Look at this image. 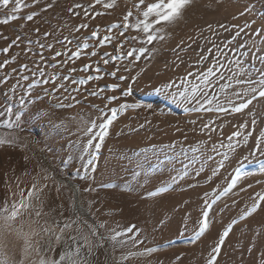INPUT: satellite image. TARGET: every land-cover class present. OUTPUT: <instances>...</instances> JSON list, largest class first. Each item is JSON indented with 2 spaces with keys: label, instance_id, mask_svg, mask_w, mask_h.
<instances>
[{
  "label": "rangeland",
  "instance_id": "obj_1",
  "mask_svg": "<svg viewBox=\"0 0 264 264\" xmlns=\"http://www.w3.org/2000/svg\"><path fill=\"white\" fill-rule=\"evenodd\" d=\"M117 1L120 4V6L116 10V14L120 15L122 17L119 18L120 20H118V19L113 20V21H110V23L109 22L108 23H103V22L97 23L96 22L97 21L96 19L98 17H99L98 19H104L105 18L104 20H107L109 18V17H107L109 15V12L108 11L105 12L102 4H95V0H74L72 2V4L68 3L66 0H57V1L56 0H38L39 3L38 2L33 3V0H28V1L26 0V3L29 5L30 8L27 7L24 9L23 6H21V10H19L18 12L8 13V14L16 15L18 17V20L16 19L13 22L10 21L8 24H0L1 25L0 28L8 27L7 28L8 30H6L7 33L3 34L1 37L2 40L0 38V49L7 47L13 40L16 39L17 36H19L20 39L9 50L8 54L4 53V52H0V63H2L5 59L11 60V57L16 56V54L19 56L17 57L18 59H16L14 62L12 61L14 64H12V62H11L4 69H0L1 70L0 74H3V73L9 74V72H10V74H12V73H14V72H12V69H14V68L17 69V72H16L17 74L24 73L26 70L22 69L20 66L27 64L25 57L34 58L37 60V58L40 57V54H43L44 57L46 56L45 58L52 60L55 53L59 50L57 47L58 44H55V43H59V46H61V44L63 42L61 52L65 53L66 55H62L61 58L64 56H67V55L69 56L71 54L70 51L71 52H72V50L75 51L77 48V45L78 44L82 45L83 43L81 41L84 40V43H85L87 39H88L87 43L90 45V47L87 49H82V56H80L79 59H77L75 57L72 58L74 61L71 64L76 65L77 71L72 73V72H69L67 70L66 74H65V72H62L59 69L60 64L55 62L54 64L52 63L54 70L51 69V71H50V69H49V73H51V74L56 73V74L51 75V77L54 76L56 78L57 77L59 78L60 76L63 77V76L67 75L69 77H74V78H76V77L86 78L88 75H95V73L91 72V71H89V72L80 71V69H81L82 65H84V63L88 64V63H92V62H98L100 64V66L102 67V69H104L105 72H111L112 70H114L115 66L121 65V64L128 66L130 68V71L125 72V71H123V69H121V71L118 73V75H124V76L128 77V79H126L125 81H119L117 78L105 75L104 78L101 80L89 81L87 83L88 86H86L87 84H85L83 86L80 85L81 87H84V88L86 87V89L92 87L93 85H95V86L99 85L98 88L103 87L105 89V91L101 94V96H97V97H92V96L89 97L88 96L89 91L85 95H83L81 91H80V93L77 92L76 94H74V97H76V100H80L79 104L76 103V100H73L71 98V96L73 97V94L70 93L71 96H68V100L71 103V105L74 106V107L72 106L71 108L66 107L63 109H58V108L53 106V105H56V103H58V102L63 103L62 97L65 96L63 94V92H61L62 94L60 93L61 97H60V95L58 96L57 93H54L50 97H44L43 98L44 100L41 99L42 101L41 100L37 101V103L34 106L35 108H33V110H35L36 108L43 109L48 113L47 117L43 120H40V121H37L35 118H33V120L31 119V122L29 121L30 122L29 126H31V127H29L28 125H27L28 126L27 127L26 122H25V125L22 126L21 128L9 129L5 126H0V136L9 138L13 141L12 144L0 146V152H1V149L5 148L9 145L10 146L16 145V147H18L21 150V152L24 154L23 158L24 157L26 158L24 160V162H25L24 168H26V166H25L26 164L27 165L29 164L27 166V168L29 169V171L27 172L28 173L27 178H26V169H25L23 171V175L25 174L24 180L22 182L15 183V184H26V188L33 185V184H36L38 187L41 185V187H39V188L42 189V192H41V200L43 201L42 211L44 213H48V215L42 216L41 218H38L39 219V225H42L44 227H48V226H50L51 221L53 219H60L59 213L62 211V209L58 208V207H60L61 205L59 204V202H57V199H56L55 195H53L52 192L54 191L55 188L60 190V191H66L69 193L67 205H68V209L70 210L71 214H72V210L75 209L82 216V219L88 221V223H90V224L100 225V224L104 223L103 224V225H105L104 230H103V228H100V229H98V232H99V235L101 237H103V239H104V247L101 248V250L106 254V256L108 258V262L110 264H117V262H120V264H135L133 262V260L120 261L116 247L113 248V242H110L108 239V237L110 235L106 234L108 232V230L115 229L117 231H122L123 229L127 228L128 226L135 225L136 228L139 229L138 232L135 231L134 233H131L128 235H133V234L138 233L137 235H138L139 239H141L142 237L144 238L143 240L142 239L140 240L143 243L144 242L145 243L146 242L152 243V242L158 241L160 239V235L166 236V237L170 236V235L175 237L177 235L180 237L183 234L184 235L185 234H193L194 231H192V233H191V229H190L191 221H194L195 219L199 218V222H198V226H199L200 222L203 218L202 214L204 213V211H207V213H208V211L210 210V212H211V209L214 208V205L216 206L219 203L216 206V207H218L221 205L222 201H223L222 204L224 205L229 200L234 199L240 195L239 191H235L237 189L236 186L234 188H232L231 191L224 193V189L228 187L229 183L231 182V179L235 176L237 168H239L241 165H244L241 170H242V172L244 170H246V172H243L246 175H242L240 180L244 179L243 177L247 176L248 174L261 173L262 172L260 165L262 162H264V156H262L261 150L257 149L256 144H257V137H259L260 132L264 130V120H262L258 123L256 122L255 125L252 124L253 119L249 122H247V120H245V118L248 117V109H251L254 106V104L258 103V100H261L262 98H258L257 100L253 101V103L249 106V108H247V110L245 109L240 113H234L231 111V108L233 105H236V104H239L242 102L241 99L237 98L234 95V93L237 91H240V89H242L244 87H247L246 85H243V86L237 85L235 83V79L231 78L233 76L234 72L236 71V65L231 63V61H234L237 58V56L231 52H229V54H228L227 50H225L224 47L226 48V45L232 46L234 44L235 40L231 44L228 43V41L231 39H229L227 41V43L225 42L226 45L222 47L224 50H222L219 54V56L221 55L220 58L214 60V61L218 60L219 64L223 65V67H219L218 71H217L218 65H216L214 63V61L209 62L207 64V66L201 65V66H194L193 67V66L185 65L184 60L182 59V61H181V58H179V56H181L187 52L188 46L190 45V44H188V40H187L188 37H187V39L185 37V32L187 30H189V26L191 25V21H193V17L194 18L196 16L201 17V14L203 15V13H205V12L210 13V14L215 13L226 0H194V2L191 4V6H189L187 8V10L185 11L182 19L178 20L173 25L166 26L165 32L163 33L165 36L163 41L155 40L150 45L149 44H143L142 41L144 40V37H143L142 33H137L134 30L133 31L130 30L131 32L127 31V32H125L124 36H120L119 30L114 29V30H112V32L109 33V35H112L114 37L116 36L115 37L116 40L114 39V42H112L110 44L106 43L103 47L94 48L93 46L98 44V39H92L91 36H89V35H91L90 32L94 31V29H96L97 26H99V29L102 26H105V27H102L103 30H102V28L100 30V36H101V33L103 34V32L105 30H107L108 26L111 25L112 23H121L122 24L123 15L126 14L128 10H132L134 15L137 11L134 6L136 3H138V0H127V1L126 0H117ZM133 1H135V2L133 3ZM10 3L12 4L11 6L14 7L13 0H10ZM132 3H133V5H132ZM49 4L52 5L51 8L46 7ZM76 4H80V5H82V7L78 8V9L74 8L72 13L68 12V8L73 7V5H76ZM89 5H94V7L90 8ZM129 5H130V8H129ZM255 5L256 6L262 5V1H256ZM85 10L88 11V15L86 17L84 15ZM103 10H104V15H102V16H96L95 15V13L103 12ZM19 12L22 14V16ZM32 12L37 13V15L35 16L36 18L34 17L32 21L28 22L26 20V16ZM77 12L79 13V15L75 14ZM119 12H121V13H119ZM4 14L5 13H3V16H5ZM8 14H6V16ZM93 15L96 17V19L92 18V17H94ZM6 16L1 18V19L6 18ZM88 19H90L92 22H90V20H88ZM44 21L46 23H44ZM85 23L86 24L89 23L87 29L82 28V29H80V31H78L79 34L77 32H76V35L73 34V33H75L74 29L76 26H78V24L81 25V24H85ZM100 24H102V25H100ZM17 25L19 26L18 28H17ZM10 28H12V29H10ZM36 29H39V31H36ZM84 29L87 32H85ZM192 29H194V28H192ZM196 29L198 30V28H195L194 32L197 31ZM8 31L11 33H9ZM17 32H18V34H16ZM45 32L50 33V35L44 36ZM56 34H58V35H56ZM83 34H84V36H83ZM107 34H108V32H107ZM107 34L105 31V33L103 35H107ZM4 35H5V37H8V38L4 39L3 38ZM129 35H131V36H129ZM82 36H83V38H82ZM132 36H136L138 40L132 41V43L128 44L127 38H130ZM194 36H195L194 37L195 39L198 38L197 33H195ZM65 37H68V39L70 41H74V43L71 42L72 46H70V47L68 46V44L71 45V43H69L67 40H65L64 39ZM6 40H7V42H5ZM46 41H47V43H46ZM51 41H53V42H51ZM121 41H125L126 46L121 48L120 52L117 53L116 46H117V44L119 45L121 43ZM181 42H183V43H181ZM2 44H3V46H2ZM41 44L45 45V47L41 48L40 47ZM49 44H51V45L54 44L51 49L47 47V45H49ZM64 45H67L68 48ZM178 45H179V47H177ZM220 46L221 45H219V47ZM30 47H32L31 48L32 51L35 49L34 52H31V54H29L30 53L29 50H31V49H28ZM65 47H66L67 51H69L68 53H70V54L67 53ZM139 47H147L148 49L150 48L149 54L145 53L144 56L139 61H135L134 65L129 64V61H131L133 58L128 57L125 60H117V61L111 62L110 63L111 65L109 64L107 66H104L103 61L101 60V57H100V56H102L101 55L102 53L103 54L105 53L104 50H107L106 51L107 53H111L113 55H119V54L126 53L128 50H131L132 48H139ZM153 49H155V51H152ZM64 50H65V52H64ZM93 50L97 51V55H95V57L90 55V53ZM59 52H60V50H59ZM84 52L85 53L87 52V54H85ZM89 55H90V58H89ZM24 58H25V60H24ZM87 59L89 60L88 63L86 62ZM173 59H174V62H173ZM175 59H176V61H175ZM17 60L20 62H18ZM240 60H241V63H244L243 59H240ZM79 61L80 62L82 61V62L77 65V62H79ZM163 62H165V64ZM175 62H176V64H174ZM55 64L57 65L58 69L55 66ZM27 65H29V63ZM180 66L182 67V69ZM209 67L213 68V71L217 72L216 76L209 77V79L211 81L210 85L205 84L203 82V77L200 75L201 73L205 72L207 70V68H209ZM3 70H5V71H3ZM57 70L59 72H57ZM53 71H55V72H53ZM189 72L193 73V75L189 76L188 75ZM149 73L150 74L152 73L153 75L152 74L150 75ZM156 73H160V74H156ZM220 74H223L225 79L220 80L219 76H218ZM62 77H60V79ZM132 77H136V79L133 80ZM151 77L152 78L154 77V78L152 79ZM243 77L244 76L241 75V76L236 77V79H243ZM155 78H156V80H155ZM143 80L147 81V82L144 83ZM111 82L113 84H119V88L116 89L115 91L107 89L106 85H109ZM169 82H171L173 84V87L169 88V89H164L162 86L169 83ZM225 84L230 85V87L222 88V85H225ZM193 86H199L197 89V92L195 93V99H185V96H190ZM129 88L131 89V94L128 95L127 97L121 96V92L123 90L129 89ZM157 88H161V91H159V92L155 91V89H157ZM97 89H92V90H97ZM92 90L90 89V92ZM73 93H75V92H73ZM114 93L118 94L116 96L120 97V99L117 100V102L113 101V102L109 103L108 108H110V107L112 108L113 106L115 107L116 105H117L116 107H118V105L120 103H125L127 100L130 103L128 101L126 103L131 104L132 102L134 103V101H137V100H139V98L142 97L140 99L141 100L140 104L145 105L144 107L146 109L144 107H141L139 109L129 108L126 111L118 113V117H117L118 119H116L113 122V124L111 125V128H109L110 130L108 131V136L105 138V140L102 144L103 146H101V147H103L102 148V154L105 153V148H106L105 145H107V141H108L107 139H109L111 134H112V127H113L114 123L118 120H122L123 118L127 117L128 115H131V114H133V115L129 117L132 120L128 119L131 122L127 120L125 125L122 124V126L119 127L117 134L113 138L114 141L112 142V146H111V148H113V151L111 148L108 150L107 160H106L105 165L107 166L109 164L108 167L110 166V168H111L110 172L111 173H109L108 177L112 176V178L110 179L108 177H104L105 174L102 175L101 178L100 177L98 178V176L96 175L97 179L95 178V180L98 183V185H97V187H94V186L90 187L92 189H95V191H86V189L82 187L80 182L75 180V178L73 176V172H74L73 168L75 167L74 166L75 164L73 163L72 159H69L70 158L69 156H71L72 152H75L76 150L78 151L79 147H74L72 145V142L73 141L79 142L78 138H80V136H82L81 134L82 133L84 134L85 130L91 126V121L94 119H97V117L101 116V113L97 109L92 108L91 104H97L100 107L102 106L101 108H104V105L107 103L106 97L111 96V95H115ZM180 93H184V96H181ZM205 94L207 95V99H205V96H204ZM43 95L44 94L42 93L41 96H43ZM136 96H138L139 98L138 99L135 98ZM65 97H67V96H65ZM84 97H87L86 102L84 100ZM122 97L126 98V100L124 101V99ZM60 98H62V100ZM248 98H250V97H245V99H248ZM132 99H134V100L132 101ZM226 99H231L233 101V104L230 105V104L226 103ZM95 100H98L99 102L101 100L102 101L100 103H98ZM197 100H199L200 104H203V106H204L200 111H194L193 110L194 108L200 106L199 104H197ZM139 101H137V102H139ZM208 101H211V103H209ZM147 104L148 105L151 104L152 107H150V108L147 107L146 106ZM220 106L224 107L225 109H228V111H226V112L216 111V109ZM108 108H106V110L104 108L105 117L109 113ZM208 108H211L213 110L207 111L206 109H208ZM94 109L96 111L95 116L93 115ZM75 114L77 116H75ZM110 114H108V115H110ZM80 115H81V117H80ZM90 115H92L93 117ZM189 116H191V117H189ZM218 116H221V117H218ZM222 117H223V120H221ZM90 119H92V120H90ZM188 119H191V120H188ZM98 121L100 122V120H97V123H99ZM61 122H63L65 127L62 128L60 131H56L55 128L53 127V125L59 124ZM225 122L227 125L225 124ZM236 123H237V126H235ZM74 124H76V125H74ZM241 124H247V127L241 129L239 127V125H241ZM205 125H207V127H205ZM42 130H44V131H42ZM50 130H51V132H50ZM93 131L95 132V129H93ZM96 131H99V129L98 130L96 129ZM235 131H241L242 135L240 137H233V139L231 141H229L228 137L231 136L232 133ZM40 132H42V134H43V132H46V134L48 132H50L48 134L50 135L52 140L49 138V140L47 141V143H49L48 145H44V143L41 139L42 134ZM94 132H93V134H94ZM248 132H252L253 135L248 137L247 143H244L243 142L244 136H246ZM85 136L86 135L82 136V141H80L81 144H86L87 140L90 138V136H88V135H87V137H85ZM141 136H143V137H141ZM83 139H85V142ZM237 141H239V143H237ZM50 142H52V143H50ZM230 144H232L234 147H229ZM49 146L51 149L49 148ZM261 148L264 149V145H262ZM79 149H81V148H79ZM71 150H72V152H71ZM62 152H64V153H62ZM69 153H70V155H69ZM75 153H77V152H75ZM74 154H72V155L74 156ZM256 155H257V159L260 158V159H258V161L261 160V158H262V161L258 162L255 159ZM103 156L104 155H102V157ZM252 156H254L255 158L253 157V159H252L251 158ZM133 158H134V160H133ZM247 159L253 160L254 162L249 160L250 161V163H249V161ZM68 160H69V163H67ZM244 160H245V162H244ZM246 160H247V162H246ZM70 161H72V162H70ZM158 161L159 162H166L167 164L169 163L172 166V171L173 170L176 171V172L173 171L174 175H173V178L171 181L172 186L170 185L171 189H168L167 187H165L166 186L165 181H162V180L156 181L155 179H152V178H151L152 180L150 179L149 182L147 181L148 183L145 182L146 184H140V185H142L143 190H145L146 188H147V190H146V192H143V194H142L143 197H141L142 201L140 202L141 207H140V205L138 206V212H137V214H135V216H137V217L134 216L132 218L131 215L126 213L124 206H122V203H120L119 193L122 192V193L127 194V195L129 194V192L131 193V190L125 189V188L123 189V188H121V185H120L121 190H120V188H117V187H119L118 186L119 181L123 182V181H121L122 173L125 172L124 174H126V172H127L128 176L131 175L129 173H132V176L128 177V179L134 178V176H135L136 178H134V179L137 183V181L140 182L142 177L146 176V174L149 175L155 166H158V164H159ZM140 162H141V164H140ZM70 163L72 165L71 169L69 167ZM235 163H237V166ZM68 164H69V166H67ZM232 164H234V165H232ZM2 165H3L2 164V158H1V154H0V183H1V185H0V195H1L0 196V198H1L0 203H3L6 199L8 201H11V199L14 196L17 199H20V195H16V194H18L17 190L14 191V190H12V188H10L12 190L11 191L12 193H11L10 189H7V186H6L7 182H6V179L4 178L5 173L2 170L3 169ZM140 165L143 169L140 167ZM230 167L232 168V170ZM234 167H236V168H234ZM115 168H116V171H115ZM225 169H226V172H229V173L231 172V173L226 174V172L224 171ZM228 169H230V170H228ZM135 172L138 174H136ZM178 172H180L181 175ZM177 173L179 175H176ZM116 175L118 177H116ZM126 177H127V174H126ZM104 178H108V179L105 180ZM137 178H140V180ZM218 178H220V179H218ZM27 179L28 180L30 179L29 180L30 182L29 181L26 182ZM1 180H3V181H1ZM97 180H99V181H97ZM115 180H117V181H115ZM179 180H180V183H179ZM101 181H103V182H101ZM41 182L42 183L44 182V183L42 184ZM110 182H112V183L108 184ZM71 183L73 184L74 187H72ZM101 183H106V184H101ZM113 183H115V184H113ZM173 183H174V185H173ZM222 183H223V185H222ZM3 186H4V189H3ZM98 186H100V187H98ZM164 187L168 189L167 190L168 193L174 194L173 200L175 203H177V205L174 206V208L176 207L177 209L176 210L173 209L175 216H174V214L172 217L168 216V215H161L162 216V217L160 216L161 219L160 218L158 219L157 217H153V213L154 212L157 213L158 210H160L161 202L159 203L158 200H160L164 195L168 194L167 191H161L160 190L161 188H164ZM262 187L263 188H261L259 190L260 192L255 191L252 195L248 196L249 198L246 197V199H245L243 197L244 199H242V198L239 199L238 201H236V204L233 203V204L227 205L225 208L226 214H222L220 216L221 220L227 221V224L223 228V231L220 232V236H222L226 230L228 231V236L225 239L226 241L224 242V245L222 246L220 253L217 254L218 259L216 260V264L217 263L219 264L223 254H224V249H226L225 247L227 246V243L231 239V236L233 235L237 226L239 227L240 223L244 224L245 222H248L249 220H251V218L253 219L258 213H261L264 210V207H263L264 201H260L259 196L257 195V194H264V184L262 185ZM176 188H177V190H176ZM203 188H205V189H203ZM3 191H4V193H1ZM261 191H262V193H261ZM18 192L20 193L19 189H18ZM97 192H98V194H97ZM8 193H11L13 197L11 198L10 197L11 195ZM14 193H16V194L13 195ZM150 193H154V195H150ZM191 193H192V195H191ZM230 194H231V196L229 197ZM254 194H256V195H254ZM189 195L192 197L191 199L189 198ZM194 195H195V197H194ZM199 195H200V199H202V201L199 199ZM185 196L188 198L185 199ZM209 196H210V198H209ZM15 197L13 198V200L16 199ZM182 197H184L183 200H182ZM207 198H208V200H207ZM212 198H214V200H212ZM180 199H181V201H180ZM194 199L196 201L198 200L197 203L201 207H199L198 205H194L195 207L197 206V208L195 210H192L195 207L194 206L189 207V205L191 204V202ZM210 199H211V201H210ZM253 202L254 203L259 202L261 208L258 207L255 212H252L253 214L251 213V217H250V215H248L244 219H241V216L252 207V205L254 204ZM95 203H97V204H95ZM199 203H201V204H199ZM261 203H262V205H261ZM208 205H211V207H208ZM231 205H233V206H231ZM245 205H246V207H245ZM229 206H230V208H229ZM240 206H241V209H240ZM198 207H199V209H198ZM227 207H228V211H227ZM189 208H192V209H189ZM238 208H239V211L237 210ZM201 209H202V212H201ZM93 210L96 212L94 213ZM186 210H187V212H186ZM151 211H152V213H151ZM234 211L238 212V213H235ZM196 212L198 215L196 214ZM240 213H242V214L240 215ZM180 214H181V216H179ZM102 215H103V219L101 222V220H99L98 217L99 216L101 217ZM25 216L26 217H24V221H26L28 219V216L27 215H25ZM178 216L180 217L181 222L178 220L179 219ZM197 216H199V217H197ZM217 216H218L217 212L216 211L213 212V218H212V219H214L213 222L215 221ZM149 217H150V219H149ZM182 217H183V220H182ZM104 218H106V219H104ZM73 219H75V216H73ZM46 220L48 221L47 224L45 223ZM130 221H132V222H130ZM213 222H212V224H213ZM229 222H230V224H229ZM34 227L37 228V225L34 224ZM249 227H250L249 229L247 227V228L241 229L239 231V233L237 234V236L233 240V241H235V242H233L235 246L233 244H231L232 247L227 252V255L225 254L226 257L224 256L225 258L223 260H221V262L222 261L223 262L222 263L220 262V264H223V263L224 264H233V263L234 264H238V263L239 264H264V262H263L264 261V232H263L264 231V219H261V221L259 220V222L258 221L254 222V224L249 225ZM261 227H262V229H261ZM23 230L26 231V225H25V228ZM37 230H39V229H37ZM176 230H178V231H176ZM142 233H144L143 236H142ZM207 233H209V232H207ZM259 233H260V236H259ZM145 234H147L146 235L147 237L144 236ZM41 235H44V234L41 233ZM239 235L243 236V238ZM190 236L192 237V235H190ZM220 236H218V237H220ZM191 237L189 239H191ZM206 237H207V234H204L203 237L201 236L202 239L200 238L195 242L193 241V243L191 242V243H189V245H186V246L189 248H192L196 242H197L196 244H198L199 240L202 241ZM38 239H39V237H38ZM7 240L10 242L9 246L6 249L0 248V253L6 255V257H8V255H9V257L12 258L16 255V254H14L15 252H13V249H15V246H16V250L21 249L22 247L20 248V246H23V239L19 238L14 233V234H12V237H11V235H9L7 237ZM180 240H183V239H180ZM216 242L217 243L219 242V238H218V240L216 239ZM190 244H192V245H190ZM172 247H177V245L173 244L171 247L162 249L161 251H155L154 253L150 254V257L151 256L156 257L158 255H161L162 252H168V250H169V252H172L171 251ZM213 247H215V246H213ZM247 251H248V253H247ZM209 252L206 253L205 257L202 255V252L198 254L199 255L198 257L196 256V254L194 252L177 253V254H172V255H168V256L163 255V256H160L159 258H157L156 260H154L153 263L154 264H207L208 260L210 259V256L213 255L212 252H210V253ZM240 252H242V254ZM20 256H21V254H20ZM9 257H8V259H10ZM192 257H193V259H192ZM196 258H197V260H195ZM133 259H138V258H133ZM202 259H203V261H202ZM229 262H231V263H229ZM153 263L150 262L149 264H153ZM33 264H38V262L33 263Z\"/></svg>",
  "mask_w": 264,
  "mask_h": 264
},
{
  "label": "snow or ice",
  "instance_id": "obj_2",
  "mask_svg": "<svg viewBox=\"0 0 264 264\" xmlns=\"http://www.w3.org/2000/svg\"><path fill=\"white\" fill-rule=\"evenodd\" d=\"M38 2V0H33V3ZM117 0H95V4H102L105 9H112L115 7ZM194 0H138V3L135 4V9L137 10L135 15L132 10H128L125 15H123V22L121 23H112L108 26L107 32H112V30H119L120 36H124L125 32L129 30H134L137 33H142L144 36L143 44H152L155 40L163 41L165 36V28L166 26H170L175 24L178 20L183 18V15L187 8L191 6ZM0 5L7 8L10 5V0H0ZM21 6L24 8L29 7L26 3V0H15L14 7L11 8V12L15 13L21 9ZM48 8H51L52 5H47ZM82 5L76 4L73 7L68 8V12L72 13L74 8H81ZM89 7H94V5H89ZM79 15V13H75ZM37 15V13L32 12L26 16L27 21H32L33 18ZM84 15H88V11H84ZM104 15L103 12L96 13V16ZM95 18V17H93ZM18 19L16 15L9 14L6 18L0 19V24H8L10 21H15ZM88 24H81L75 27L74 31H80L82 28H87ZM223 27V25H221ZM209 28L211 26L209 25ZM39 31V29H36ZM243 29L237 31L236 36H239ZM50 33L45 32L44 36H49ZM2 36V34H0ZM7 39V37H3ZM92 39H98V44L93 46L94 48L103 47L106 43H112L115 39L112 35H104L100 36V29L97 26L96 30L91 32ZM236 37H233L228 41L231 44ZM20 39L19 36L15 40H13L7 47L0 49V52L8 53L9 50L17 43ZM69 43L72 41L68 40V37L64 38ZM87 39V38H86ZM137 40L136 36H132L127 38V43L130 44L132 41ZM183 43V42H181ZM126 46L125 41H121L119 45L116 46L117 53L120 52V49ZM41 48H44L45 45L41 44ZM48 48H52V45H47ZM90 45L85 42L82 45L78 44L75 51H72L68 56V60L57 61V63L67 64L69 60H72L73 57L79 59L82 55V49L89 48ZM179 47V45L177 46ZM246 44H242L239 46L240 51L236 49H232L233 52H236L237 58L231 63L236 65V71L234 72L232 79H235V83L237 85H247L234 93V95L241 99V103L233 105L231 111L234 113H240L243 110L249 108V106L253 103V101L258 98H264V74L260 76L259 79L253 80L251 76L248 75V71L242 66L240 57L245 55L243 49L246 48ZM30 51V50H29ZM152 51H155L153 49ZM210 51V50H209ZM149 49L147 47H139L132 48L128 50L126 53L113 55L111 53L105 52L101 56V60L103 61V65L107 66L111 62L117 60H124L128 57H132L133 59L129 61V64L134 65L135 61H139L145 53H148ZM65 53H61L57 51L53 57L55 60L56 57H60ZM90 55H97V51L93 50ZM206 56H201L200 59H207ZM16 60V56L11 57V60L5 59L2 63H0V69H4L7 65H9L12 61ZM40 60H44L43 54H40ZM216 65H218L217 71L219 67H223V65L219 64V61H214ZM95 65V66H94ZM22 69L27 70L28 65H21ZM123 69V71L128 72L130 68L126 65H117L114 70L111 72H105L104 69L100 66L98 62H92L88 64H84L80 71L84 72H94L95 75H88L86 78H80L79 80L71 79L69 76H63L62 79L65 81L71 80L72 85H85L89 81L93 80H101L105 75L117 78L119 81H125L128 77L124 75H118V73ZM39 71L40 80H32L29 82L24 88V86L20 85L19 81L16 84L12 85L10 92L13 94L17 93V89H23V94L19 96L17 103L19 104L18 108H15L11 104L0 105V126H5L9 129L12 128H21L22 121H30L35 118L37 121L43 120L47 117L48 113L43 110L36 108L33 110L37 101L43 99L44 97H50L53 93H57L61 89L67 92L68 89L63 84H56V77L44 78V69L37 68ZM76 68L69 69V72H76ZM12 72H17V69H12ZM35 75V73H33ZM189 76L193 75V73L189 72ZM203 77V82L205 84L210 85L211 81L209 77L216 76L217 72L213 71V68L209 67L207 70L200 74ZM245 76L243 79H236L238 76ZM9 77L6 75L3 79L7 80ZM24 81H28L29 77L27 75L22 76ZM133 80L136 77H132ZM219 79H225L223 74L219 75ZM53 83V87L51 91L48 88L43 89V96L36 95L33 98V89L38 85H48L49 83ZM254 85V86H253ZM164 89H169L173 87L171 82L162 86ZM199 86H193L191 90L190 96H185V99H195V93L197 92ZM230 87V85H222V88ZM107 89L115 91L119 88V84H109L106 85ZM73 92H79V87H73ZM105 91L104 88H98L97 90L89 92V96L97 97L100 96ZM155 91H161V88L155 89ZM131 94V89H126L121 92V96H128ZM181 96H184V93H180ZM27 97V99H26ZM245 97H250L245 99ZM73 100H76V97H72ZM120 97L116 95L107 96L106 100L108 103L104 105V108H108V104L119 100ZM205 99H207V95L205 94ZM85 102L87 101V97H84ZM211 103V101H208ZM76 103L79 104L80 101L76 100ZM226 103L232 105L233 101L231 99H226ZM197 104L199 107L194 108V111H200L204 106L200 104L199 100H197ZM58 109H63L66 107H72L71 104H64L58 102L54 105ZM145 105H141L140 103H121L118 107L108 108V111L111 113L105 117L104 108H100L97 104H92L91 107L97 109L101 116L97 117L91 121V126L88 127L85 131V135L90 136L87 140L86 144H81L78 141H73L72 145L74 147H79L81 150H87L91 148H95L97 151L101 148L105 138L108 135V130L113 124V122L117 119L118 113L126 111L127 109H139L144 107ZM147 107H151V105H147ZM207 111H212L213 109L208 108ZM216 111L226 112L228 109L220 106L216 109ZM97 120H100V123H97ZM252 124L255 125L256 121L253 119ZM56 131H60L65 127L63 122L53 125ZM207 127V125H205ZM241 129L246 128L247 124L239 125ZM93 129H99L93 134ZM79 131V130H78ZM242 135L241 131H235L231 136L228 137V140L231 141L233 137H240ZM253 135L252 132H248L246 136H244V143H247V139L249 136ZM95 141V143H94ZM13 141L9 138L0 136V146L12 144ZM239 143V141H237ZM264 145V131L260 132L259 137H257V149L261 150V154L264 155V149L261 146ZM229 147H234L232 144ZM91 163V161L89 162ZM241 165L236 169L235 176L231 179L228 187L224 189V193L231 191L240 180L242 175L245 173L242 172ZM85 174L87 173V167H84ZM261 171L264 172V162L261 163ZM46 178V177H45ZM86 178V175L82 177V179ZM251 187V185L249 186ZM161 191H167V188H161ZM86 191H95V189L89 188ZM41 192L42 189L39 188L36 184H33L31 188L27 191V195H24L23 190L20 192V199L8 201L7 199L0 203V248H7L9 246V241L7 237L13 233H15L19 238L23 239V246L21 249V258L18 261H10L6 255L0 253V264H25L26 261L30 262V257L32 253H36L38 256L40 253H52L55 252L56 256L53 257L51 255L40 256L38 260V264H99L98 261V250L104 247V239L99 235L98 229L104 228L105 225H94L88 223V221L83 220L82 216L75 210H72V215L68 217H64L63 210L59 213L60 219H53L51 221L50 226L44 227L39 225V219L42 216H47L48 213H44L42 211V203L41 200ZM15 195V194H14ZM150 195H154V193H150ZM259 196L260 201H264V194H257ZM63 209V205L60 206ZM211 207V205H208ZM260 207L259 202H256L252 205V207L246 211L241 219H244L246 216L251 215L252 212H255L257 208ZM27 215L31 219V223H29V231L25 232L24 229V216ZM75 216V219H73ZM19 221V223H18ZM36 224L37 228H33L31 224ZM47 224L48 221L46 220ZM208 228V213L205 211L203 213V218L200 222L199 231L196 233V236L199 237L204 234V232ZM39 229V230H37ZM86 229V230H85ZM112 234L108 237L110 242H113V248L115 247H123L127 241L124 239H119L120 237L126 236L128 234L134 233L138 231L135 225L128 226L122 231L110 230ZM43 233L44 235H41ZM74 233V234H73ZM228 236V231L226 230L222 236L219 238V242L213 248V255L208 260L207 264H216L217 254L220 253L221 248L225 242V238ZM33 237H39L33 242ZM128 239L131 240L134 244L140 243V241L136 240L133 236L128 235ZM145 251L151 252L154 249H146ZM140 255V253L129 252L127 255H121L120 261H127L130 257ZM120 264V262H117Z\"/></svg>",
  "mask_w": 264,
  "mask_h": 264
},
{
  "label": "bare ground",
  "instance_id": "obj_3",
  "mask_svg": "<svg viewBox=\"0 0 264 264\" xmlns=\"http://www.w3.org/2000/svg\"><path fill=\"white\" fill-rule=\"evenodd\" d=\"M28 1V0H27ZM57 1V0H56ZM68 3H71L72 4V2L74 1V0H66ZM127 1V0H126ZM256 1H262V5H259V6H256L255 5V2ZM13 2L15 3V0H13ZM52 2V1H51ZM65 2V1H64ZM120 2V1H119ZM135 1H133V3H134ZM137 2V1H136ZM148 2H151V0H149ZM13 3V4H14ZM31 3V2H30ZM39 3V2H38ZM133 3H132V5H133ZM259 4V3H258ZM12 4L10 3V5L7 7V8H5L4 6H2V5H0V19L1 18H3V17H5L6 16V14H8V13H11V7H13V6H11ZM122 5V4H121ZM126 5V4H125ZM131 5V4H130ZM130 5H129V8H130ZM131 5V6H132ZM37 6V5H36ZM45 6V5H44ZM69 6V5H68ZM119 6H120V4L118 3V1L116 2V5H115V7L114 8H112V9H105L104 7V10H105V12L106 11H108L109 12V15L107 16V17H109L107 20H104V19H96V17H95V19L97 20H95L97 23H100V22H103V23H110V21H113V20H120L119 18H121L122 16H120V15H117L116 14V10L119 8ZM127 6V5H126ZM47 7V6H46ZM64 7V6H63ZM62 7V8H63ZM85 7V6H84ZM128 7V6H127ZM24 8V7H23ZM30 8V7H29ZM87 8V7H86ZM25 9V8H24ZM35 9V8H34ZM40 9V8H39ZM127 9V8H126ZM125 9V10H126ZM134 9V8H133ZM21 10V9H20ZM38 10V9H37ZM41 10V9H40ZM100 10V9H99ZM104 10H103V13H104ZM135 10V9H134ZM67 11V10H66ZM21 12V11H20ZM19 12V13H20ZM40 12V11H39ZM47 12V11H46ZM107 12V13H108ZM3 13H5L4 15L5 16H3ZM90 13V12H89ZM119 13H121V12H119ZM21 14V13H20ZM25 14V13H24ZM27 14V13H26ZM9 15V14H8ZM40 15V14H39ZM45 15V14H44ZM95 15H96V13H95ZM125 15V14H124ZM200 15V14H199ZM21 16H22V14H21ZM100 16H102V15H100ZM7 17V16H6ZM39 17V16H38ZM51 17V16H50ZM86 17V16H85ZM105 17V16H104ZM36 18V17H35ZM93 18V17H92ZM102 18V17H101ZM94 19V18H93ZM123 19V18H122ZM18 20V19H17ZM88 20H90V19H88ZM94 21V20H93ZM122 21V20H121ZM13 22V21H12ZM29 22V21H28ZM90 22H92L91 20H90ZM35 23V22H34ZM44 23H46L45 21H44ZM43 23V24H44ZM18 24V23H17ZM42 24V23H41ZM64 24V23H63ZM89 24V23H88ZM15 25V24H14ZM79 25V24H78ZM99 25V24H98ZM100 25H102V24H100ZM109 25V24H108ZM209 25L211 26V28H209ZM221 25H223V27H221ZM1 26V25H0ZM33 26V25H32ZM49 26V25H48ZM47 26V27H48ZM64 26V25H63ZM192 26V27H191ZM19 26L17 25V28H18ZM101 27V26H100ZM102 27H105V26H102ZM101 27V28H102ZM8 27H2V28H0V34H5V33H7V31L6 30H8L7 29ZM16 28V29H17ZM27 28V27H26ZM60 28V27H59ZM101 28H100V30H101ZM192 28H198V30L197 31H195L194 32V29H192ZM10 29H12V28H10ZM14 29V28H13ZM48 29V28H47ZM65 29V28H64ZM87 29V28H86ZM240 29H243V31L240 33V35L239 36H236V33H237V31L238 30H240ZM85 30V29H84ZM93 30V29H92ZM94 30H96V29H94ZM102 30H103V28H102ZM13 31V30H12ZM43 31V30H42ZM54 31V30H53ZM106 31V30H105ZM105 31L103 32V34L105 33ZM130 31V30H129ZM131 31H133V30H131ZM130 31V32H131ZM9 32V31H8ZM15 32V31H14ZM13 32V33H14ZM32 32V31H31ZM76 32L77 31H75V33H73V34H75L76 35ZM85 32H87L86 30H85ZM90 32V31H89ZM102 32V31H101ZM9 33H11V32H9ZM20 33V32H19ZM78 34H79V32H77ZM91 33V32H90ZM118 33V32H117ZM195 33H197L198 34V38H194L195 36H194V34ZM16 34H18V32L16 33ZM102 33H101V36L103 35ZM106 34H107V31H106ZM56 35H58V34H56ZM107 35H109V32H108V34ZM143 35V34H142ZM13 36V35H12ZM53 36V35H52ZM83 36H84V34H83ZM83 36H82V38H83ZM89 36H91V35H89ZM104 36V35H103ZM129 36H131V35H129ZM2 36H0V38H1ZM4 37H5V35H4ZM116 37V36H115ZM142 37V36H141ZM144 37V36H143ZM185 37H186V39H187V37H188V44H190L189 46H188V49H187V52L185 53V54H183V55H181V56H179V58H181V61H182V59L184 60V64L185 65H188V66H201V65H203V66H207V64L209 63V62H212V61H214L215 59H218V58H220V56H219V54H220V52L222 51V50H227V53L229 54V52H231V53H233V54H235L236 55V52H233L232 51V49H236L237 51H240V48H239V46L240 45H242V44H246L247 45V47L246 48H244L243 49V52L245 53V55H243V56H241L240 57V59H243L244 60V63H242L243 65V67L248 71V75L249 76H251V78L253 79V80H256V79H259L260 78V76L262 75V74H264V0H226L222 5H221V7H219V9L215 12V13H212V14H210V13H203V15L201 14V17H193V21H191V25L189 26V30H187L186 32H185ZM233 37H236L235 38V42H234V44L232 45V46H228V45H226V43H227V41L229 40V39H232ZM8 38V37H7ZM17 38V37H16ZM52 38V37H51ZM54 38V37H53ZM1 40H2V38H1ZM52 40V39H51ZM61 40V39H60ZM69 40V39H68ZM116 40V39H115ZM138 40V39H137ZM141 40V39H140ZM186 40V41H187ZM10 41V40H9ZM23 41V40H22ZM21 41V42H22ZM27 41V40H26ZM5 42H7V40L5 41ZM51 42H53V41H51ZM55 42V41H54ZM82 43H84V40L83 41H81ZM86 42H88V39L86 40ZM113 42H114V40H113ZM173 42V41H172ZM226 42V43H225ZM4 43V42H3ZM46 43H47V41H46ZM68 43V42H67ZM72 43H74V41H72ZM72 43H71V45L70 44H68V46L70 47V46H72ZM177 43V42H176ZM55 44H58L57 45V47H58V49L60 50V52H61V50H62V45H63V42H62V44H61V46H59V43H55ZM65 44V43H64ZM115 44V43H114ZM142 44V43H141ZM140 44V45H141ZM164 44V43H163ZM54 45V44H53ZM53 45H52V47H53ZM109 45V44H108ZM118 45V44H117ZM143 45V44H142ZM219 45H221L220 47H219ZM226 45V48L224 47V49L222 48L223 46H225ZM2 46H3V44H2ZM7 46V45H6ZM29 46V45H28ZM27 46V47H28ZM34 46V45H33ZM64 46H66L67 47V45H64ZM134 46V45H133ZM136 46V45H135ZM38 47V46H37ZM66 47H65V49H66ZM32 47H30V48H28V49H31ZM68 48V47H67ZM106 48V47H105ZM128 48V47H127ZM131 48V47H130ZM15 49V48H14ZM47 49V48H46ZM51 49V48H50ZM57 49V48H56ZM150 49V48H149ZM35 50V49H34ZM34 50L32 51V49L30 50V53L29 54H31V52H34ZM58 50V51H59ZM69 50V49H68ZM210 50V51H209ZM19 51V50H18ZM28 51V50H27ZM37 51V50H36ZM45 51V50H44ZM47 51V50H46ZM66 51H67V49H66ZM73 51V50H72ZM105 52L107 51V50H104ZM109 51V50H108ZM122 51V50H121ZM29 52V51H28ZM64 52H65V50H64ZM69 51H67V53H68ZM27 53V52H26ZM39 53V52H38ZM53 53V52H52ZM62 53V52H61ZM70 53H71V51H70ZM70 53H68V54H70ZM85 53V52H84ZM176 53V52H175ZM8 54V53H7ZM35 54V53H34ZM45 54V53H44ZM51 54V53H50ZM54 54V53H53ZM85 54H87V52L85 53ZM148 54H149V52H148ZM151 54V53H150ZM6 55V54H5ZM4 55V56H5ZM15 55V54H14ZM48 55V54H47ZM64 55H66V54H64ZM101 55H103V53L101 54ZM7 56V55H6ZM19 55H17L16 54V59H18L17 57H18ZM82 56V55H81ZM88 56V55H87ZM147 56V55H146ZM177 56V57H178ZM201 56H206V57H208L207 59H204V60H201L200 59V57ZM224 56V55H223ZM22 57V56H21ZM46 57V56H45ZM44 57V60L43 61H41L39 58H37V60L36 59H34V58H30V57H25L26 58V63L28 64L29 63V65H28V68H27V70L24 72V73H22V74H17L16 72L15 73H12V74H10V72H9V74H6V73H3V74H0V105H6V104H11L12 106H14L15 108H18L19 107V104L17 103V100H18V98H19V96L20 95H22L23 94V89H20V88H18L17 89V93L16 94H13V93H11L10 92V89H11V87H12V85H14V84H16L17 83V81H19V83H20V85H22V86H24V88H26V86H27V84L29 83V82H31L32 80H40V79H42L41 77H40V74H39V71H37V68L39 67V68H43L44 69V78H50L51 77V75H53V74H51V73H49V69H50V71H51V69L52 70H54L53 68V64L55 63V62H57V61H64V60H68V55L67 56H64V57H62L61 58V56L60 57H56V59L54 60V59H47V58H45ZM86 57V56H85ZM95 57V56H94ZM99 57V56H98ZM97 57V58H98ZM101 57V56H100ZM175 57V56H174ZM173 57V58H174ZM234 57V56H233ZM25 58H24V60H25ZM89 58H90V55H89ZM148 58V57H147ZM150 58V57H149ZM224 58V57H223ZM75 59V58H74ZM85 59V58H84ZM146 59V58H145ZM172 59V58H171ZM21 60V59H20ZM82 60V59H81ZM125 60V59H124ZM18 61V60H17ZM73 59L72 60H69L68 61V63L67 64H64V63H59L60 64V70L62 71V72H65V74H66V71L68 70L69 71V69H71V68H76V65H72L71 63H73ZM76 61V60H75ZM145 61V60H144ZM175 61H176V59H175ZM14 62V61H13ZM12 62V64H14ZM18 62H20V61H18ZM23 62V61H22ZM82 62V61H81ZM80 61L79 62H77V65L78 64H80L81 63ZM86 62L88 63L89 62V60L87 59L86 60ZM173 62H174V59H173ZM172 62V63H173ZM53 63V64H52ZM148 63V62H147ZM164 64H165V62H163ZM26 64V65H27ZM85 64V63H84ZM116 64V63H115ZM119 64V63H118ZM170 64V63H169ZM174 64H176V62L174 63ZM173 64V65H174ZM111 65V64H110ZM55 66L57 67V65L55 64ZM83 66V65H82ZM114 66V65H113ZM184 66V65H183ZM12 67V66H11ZM161 67V66H160ZM181 67V66H180ZM179 67V68H180ZM10 68V67H9ZM82 68V67H81ZM159 68V67H158ZM157 68V69H158ZM178 68V67H177ZM56 69V68H55ZM57 69H58V67H57ZM168 69V68H167ZM181 69H182V67H181ZM233 69V68H232ZM231 69V70H232ZM48 70V71H47ZM166 70V69H165ZM169 70V69H168ZM184 70V69H183ZM193 70V69H192ZM3 71H5V70H3ZM2 71V72H3ZM56 71V70H55ZM55 71H53V72H55ZM160 71V70H159ZM162 71V70H161ZM0 72H1V70H0ZM57 72H59L58 70H57ZM83 72V71H82ZM153 72V71H152ZM163 72V71H162ZM19 73V72H18ZM33 73H35V75H33ZM73 73V72H72ZM79 73V72H78ZM226 73V72H225ZM56 74V73H55ZM54 74V75H55ZM150 74V73H149ZM152 74V73H151ZM150 74V75H151ZM156 74H160V73H156ZM8 76L9 78L7 79V80H4L3 78L5 77V76ZM25 75H27L28 77H29V80L28 81H24L23 79H22V76H25ZM153 75V74H152ZM163 75V74H162ZM58 76V75H57ZM158 76V75H157ZM219 76V75H218ZM54 77V76H53ZM60 77H62V76H60ZM60 77L57 79L56 78V84H63L67 89H68V91L67 92H65V91H63V89H61L60 91H58L57 92V95L59 96L60 95V97H61V92H63V94L65 95V96H67V97H65V96H63L62 98H63V103L64 104H69L70 102H69V100H68V96H71L70 95V93L71 94H73V96H74V94H76L77 92H75V93H73V91H72V88L73 87H79L80 88V91L82 92V94L83 95H85L88 91L90 92V89L92 90V89H97L98 87H99V85H93L92 87H90V88H87L86 89V87L84 88V87H81L80 85H72L71 84V80H68V81H65V80H62V78L60 79ZM71 79H75V80H79L80 78H78V77H76V78H74V77H70ZM146 78V77H145ZM152 78V77H151ZM154 78V77H153ZM152 78V79H153ZM242 78V77H241ZM243 78H246L245 76L243 77ZM112 79V78H111ZM148 79V78H147ZM158 79V78H157ZM113 80V79H112ZM146 80V79H145ZM149 80V79H148ZM155 80H156V78H155ZM105 81V80H104ZM144 81V80H143ZM145 82H147V81H144V83ZM112 83V82H111ZM110 83V84H111ZM121 83V82H120ZM142 83V82H141ZM113 84V83H112ZM143 84V83H142ZM90 85V84H89ZM121 85V84H120ZM153 85V84H152ZM83 86V85H82ZM86 86H88V84L86 85ZM243 86V85H242ZM247 86V85H246ZM52 87H53V84L50 82L48 85H43V84H40V85H38L36 88H34L33 89V98L36 96V95H39V96H41V94L43 93V89L44 88H48L49 89V91L52 89ZM103 88V87H102ZM139 88V87H138ZM148 88V87H147ZM146 90V89H145ZM80 91H79V93H80ZM92 91H94V90H92ZM107 91V90H106ZM119 92V91H118ZM117 92V93H118ZM149 92V91H148ZM61 93V94H60ZM78 93V94H79ZM44 94V93H43ZM54 94V93H53ZM89 94V93H88ZM87 94V95H88ZM108 94V93H107ZM115 94V93H114ZM137 94V93H136ZM82 95V96H83ZM115 95H118V94H115ZM77 96V95H76ZM89 96V95H88ZM87 96V97H88ZM101 96V95H100ZM143 96V95H142ZM205 96V95H204ZM90 97V96H89ZM125 97V96H124ZM124 97H122L123 99H124V101L126 100V98H124ZM127 97V96H126ZM62 98H60L61 100H62ZM65 98V99H64ZM71 98H72V96H71ZM70 98V99H71ZM78 98V97H77ZM121 98V99H122ZM135 98H139L138 96H136ZM134 98V99H135ZM142 98V97H141ZM141 98H139V100L141 99ZM26 99H27V97H26ZM89 99V98H88ZM134 99H132V101L134 100ZM44 100V99H43ZM100 100V99H99ZM130 100V99H129ZM139 100H137V101H139ZM144 100V99H143ZM42 101V100H41ZM80 101V100H79ZM95 101H97L98 103H100L98 100H95ZM121 101V100H120ZM128 101V100H127ZM126 101V102H127ZM137 101H134V103H141V100L139 101V102H137ZM73 102V101H72ZM117 102V101H116ZM122 102V101H121ZM129 102V101H128ZM37 103V102H36ZM44 103V102H43ZM42 103V104H43ZM93 103V102H92ZM95 103V102H94ZM108 103V102H107ZM120 103V102H119ZM130 103V102H129ZM133 103V102H132ZM144 103V102H143ZM182 103V102H181ZM255 103V102H254ZM39 104V103H38ZM54 104V103H53ZM57 104V103H56ZM71 104V103H70ZM76 104V103H75ZM121 104V103H120ZM152 104V103H151ZM150 104V105H151ZM158 104V103H157ZM156 104V105H157ZM92 105V104H91ZM114 105V104H113ZM148 105V104H147ZM146 105V106H147ZM44 106V105H43ZM54 106V105H53ZM117 106V105H116ZM115 106V107H116ZM253 106V105H252ZM251 106V107H252ZM55 107V106H54ZM74 107V106H73ZM102 107V106H101ZM100 107V108H101ZM114 107V106H113ZM152 107V106H151ZM191 107V106H190ZM35 108V107H34ZM53 108V107H52ZM67 108H71V107H67ZM86 108V107H85ZM111 108V107H110ZM145 108V107H144ZM79 109V108H78ZM146 109V108H145ZM72 110V109H71ZM86 110V109H85ZM91 110V109H90ZM93 110V109H92ZM105 110H106V108H105ZM168 110V109H167ZM247 110V109H246ZM58 111V110H57ZM68 111V110H67ZM70 111V110H69ZM84 111V110H83ZM85 112V111H84ZM87 112V111H86ZM92 113V112H91ZM247 113V112H246ZM71 114V113H70ZM86 114V113H85ZM95 114H96V111H95V109H94V112H93V115L95 116ZM108 114H110V112L108 113ZM107 114V115H108ZM144 114V113H143ZM244 114V113H243ZM74 115V114H73ZM99 115V114H98ZM133 114H131V115H126L127 117H125V118H121L122 120H118V121H116L115 123H114V125H113V127H112V134H111V136H110V138L109 139H107L108 141H107V145H105L106 146V148H105V153L104 154H102V148L103 147H101L98 151L95 149V148H91V149H87V150H81V149H79L78 148V151L76 150L75 152H77V153H75V152H72V150H71V156H69L70 158L69 159H72V161H73V163L75 164L73 167V169H74V172H73V176H74V178H75V180H77L78 182H80V184L82 185V187L83 188H85V189H88V188H90V187H92V186H94V187H97V185H98V183L96 182V180H95V178L98 176V178L100 177L101 178V176L102 175H104L105 174V176L104 177H108V175H109V173H111L110 171H111V168H110V166L108 167V165L106 166L105 164H106V160H107V154H108V150L111 148V146H112V142L114 141L113 140V138H114V136L117 134V132H118V130H119V127H121L122 126V124H124L125 125V123H126V121L128 120V119H130L129 117L130 116H132ZM137 115V114H136ZM55 116V115H54ZM75 116H77L76 114H75ZM90 116H92V115H90ZM194 116V115H193ZM239 116V115H238ZM69 117V116H68ZM80 117H81V115H80ZM86 117V116H85ZM93 117V116H92ZM189 117H191V116H189ZM218 117H221V116H218ZM73 118V117H72ZM95 118V117H94ZM133 118V117H132ZM217 118V117H216ZM227 118V117H226ZM231 118V117H230ZM239 118V117H238ZM0 119H2V118H0ZM118 119V118H117ZM252 119H254L257 123L258 122H260V121H262V120H264V98H262L261 100H258V103H256V104H254V106L251 108V109H248V117L247 118H245V120H247V122H249V121H251ZM33 120V119H32ZM90 120H92V119H90ZM130 120H132V119H130ZM130 120H128V121H130ZM188 120H191V119H188ZM193 120V119H192ZM221 120H223V117H222V119ZM227 120V119H226ZM233 120V119H232ZM231 120V121H232ZM169 121V120H168ZM30 122H31V120H30ZM30 122L29 121H26V126L28 125H30ZM99 122V121H98ZM131 122V121H130ZM223 122V121H222ZM237 122V121H236ZM100 123V122H99ZM33 124V123H32ZM31 124V125H32ZM37 124V123H36ZM41 124V123H40ZM171 124V123H170ZM224 124V123H223ZM225 124H226V122H225ZM235 124V123H234ZM25 125V122L24 121H22V126H24ZM35 125V124H34ZM74 125H76V124H74ZM82 125V124H81ZM129 125V124H128ZM227 125V124H226ZM27 126V127H28ZM36 126V125H35ZM80 126V125H79ZM167 126V125H166ZM224 126V125H223ZM234 126V125H233ZM235 126H237V123H236V125ZM29 127H31V126H29ZM81 127V126H80ZM232 127V126H231ZM111 128V127H110ZM226 128V127H225ZM47 129V128H46ZM98 130V129H97ZM110 130V129H109ZM108 130V131H109ZM42 131H44V130H42ZM86 131V130H85ZM121 131V130H120ZM264 131V130H263ZM50 132H51V130H50ZM50 132H48V133H50ZM94 132V131H93ZM95 132H96V129H95ZM94 132V133H95ZM41 134H42V132H40ZM46 134V132H43V134H42V136H41V139H42V141H43V143H44V145H48L49 143H47V141L49 140V138L52 140V138L50 137V135L49 134ZM75 133V132H74ZM257 133V132H256ZM40 134V135H41ZM53 134V133H52ZM49 137H48V136ZM82 136L83 135H85V134H81ZM82 136H80V138H78L79 139V142L80 141H82ZM108 136V135H107ZM53 137V136H52ZM85 137H87V135L85 136ZM141 137H143V136H141ZM138 138V137H137ZM54 139V138H53ZM86 139V138H85ZM85 139H83L84 140V142H85ZM124 139V138H123ZM117 140V139H116ZM56 141V140H55ZM58 142V141H57ZM119 142V141H118ZM50 143H52V142H50ZM56 143V142H55ZM95 143V142H94ZM106 144V143H105ZM58 146V145H57ZM60 146V145H59ZM103 146V145H102ZM49 148H50V146H49ZM51 149V148H50ZM56 149V148H55ZM112 149V151H113V148H111ZM65 150V149H64ZM63 150V151H64ZM74 150V149H73ZM55 151V150H54ZM58 151V150H57ZM62 153H64V152H62ZM61 153V154H62ZM75 153V154H74ZM121 153V152H120ZM134 153V152H133ZM148 153V152H147ZM0 154H1V158H2V170L4 171V173H5V176H4V178L6 179V186H7V189H10V188H12V190H17V193L18 194H16V193H14V194H16V195H20V193L18 192V189H19V191L21 192V190H23V192H24V195H27V191L29 190V188H31V186H29V187H27L26 188V184H15V183H19V182H22L23 180H24V175H23V171L26 169V178H27V175H28V171H29V169L27 168V166L29 165H25L26 166V168H24V160L26 159L25 157L23 158V156H24V154L21 152V150L18 148V147H16V145L14 146V145H12V146H7V147H5V148H3V149H1V152H0ZM59 154V153H58ZM72 154H74V156L72 155ZM122 154V153H121ZM230 154V153H229ZM63 155V154H62ZM69 155H70V153H69ZM102 155H104L103 157H102ZM132 155V154H131ZM255 155V154H254ZM127 156V155H126ZM262 156H264V155H262ZM58 157V156H57ZM73 157V158H72ZM253 157L254 156H252L251 158L253 159ZM256 157V158H255ZM254 158L258 161V159H260V158H258L257 159V155L255 156ZM144 158V157H143ZM250 158V157H249ZM250 158V159H251ZM59 159V158H58ZM57 159V160H58ZM140 159V158H139ZM156 159V158H155ZM245 159V158H244ZM250 159H247L248 161L250 160ZM133 160H134V158H133ZM141 160V159H140ZM247 160H246V162H247ZM72 161H70V162H72ZM91 161V163H89ZM139 161V160H138ZM237 161V160H236ZM250 161H253V160H250ZM250 161H249V163H250ZM259 161H262V158H261V160H259ZM258 161V162H259ZM63 162V161H62ZM116 162V161H115ZM114 162V163H115ZM146 162V161H145ZM244 162H245V160H244ZM254 162V161H253ZM252 162V163H253ZM67 163H69V160H68V162ZM72 163V164H73ZM113 163V162H112ZM111 163V164H112ZM137 163V162H136ZM158 166H155L154 168H153V170L150 172V174L149 175H147L146 174V176H144V177H142V179H141V181L139 182V181H137V183H136V181H135V179L134 178H136L135 176H134V178H129L128 179V177H130V176H132V173H129V174H131L130 176H128V173L126 172V174H127V177H126V174H124L125 172H123L122 173V177H121V181H123V182H120L119 181V183H118V186L119 187H117V188H120V185H121V188H125V189H129V190H131V193L129 192V194L127 195V194H124V193H119V197H120V203H122V206H124V208H125V210H126V213H128L129 215H131V217L133 218L134 216H135V214H137V212H138V206L140 205V202L142 201V199H141V197H143L142 196V194H143V192H146V190H147V188L145 189V190H143V187H142V185H140V184H146L145 182H149V180L152 178V179H155L156 181L157 180H162V181H165V184H166V186L165 187H167L168 189H171V187H170V185H171V181H172V178H173V175H174V172H176V171H172V166L168 163H166V162H159L158 161ZM177 163V162H176ZM234 163V162H233ZM248 163V164H249ZM64 164V163H63ZM110 164V165H111ZM117 164V163H116ZM140 164H141V162H140ZM146 164V163H145ZM229 164V163H228ZM231 164V163H230ZM236 164V166H237V163H235ZM240 164V163H239ZM247 164V163H246ZM118 165V164H117ZM182 165V164H181ZM232 165H234V164H232ZM67 166H69V164L67 165ZM71 163H70V169H71ZM143 166V165H142ZM178 166V165H177ZM231 166V165H230ZM244 166V165H243ZM246 166V165H245ZM84 167H87V173L85 174V171H84ZM118 167V166H117ZM139 167V166H138ZM140 167H141V165H140ZM229 167V166H228ZM233 167V166H232ZM260 167H261V165H260ZM131 168V167H130ZM137 168V167H136ZM142 168V167H141ZM178 168V167H177ZM231 168V167H230ZM234 168H236V167H234ZM129 169V168H128ZM143 169V168H142ZM141 169V170H142ZM113 170V169H112ZM130 170V169H129ZM128 170V171H129ZM145 170V169H144ZM149 170V169H148ZM182 170V169H181ZM228 170H230V169H228ZM231 170H232V168H231ZM115 171H116V168H115ZM120 171V170H119ZM127 171V170H126ZM131 171V170H130ZM137 171V170H136ZM147 171V170H146ZM180 171V170H179ZM220 171V170H219ZM225 172H226V169L224 170ZM121 172V171H120ZM140 172V171H139ZM221 172V171H220ZM219 172V173H220ZM233 172V171H232ZM243 172H246V170H244ZM257 172V171H256ZM116 173V172H115ZM136 173V172H135ZM134 173V174H135ZM180 175H181V173L180 172H178ZM176 174V175H179V174ZM224 173V172H223ZM227 173H229V172H226V174ZM231 173V172H230ZM229 173V174H230ZM3 174V173H2ZM136 174H138V173H136ZM86 175V178H84V179H82V177L83 176H85ZM97 175V176H96ZM107 175V176H106ZM143 175V174H142ZM141 175V176H142ZM224 175V174H223ZM246 175V174H245ZM120 176V175H119ZM137 176V175H136ZM116 177H118L117 175H116ZM139 177V176H138ZM179 177V176H178ZM181 177V176H180ZM226 177V176H225ZM108 178H112V176L111 177H108ZM108 178H104L105 180L106 179H108ZM114 178V177H113ZM120 178V177H119ZM141 178V177H140ZM140 178H137V179H139L140 180ZM229 178V177H228ZM244 179H242V180H239L238 182H237V184H236V190L235 191H239L240 192V195L239 196H237L236 198H234V199H231V200H229L226 204H222V202H221V205L220 206H218V207H216L215 205H214V208L213 209H211V212H210V210L208 211V228H207V230L204 232V234H207V237L205 238V239H203L202 241L201 240H199V242H198V244H194V246L192 247V248H189V247H187L186 245H189V243H193V241L195 242V241H197L198 239H200L201 238V236L203 237V235H201V236H199V237H197L196 236V233L199 231V227H200V225L198 226V222H199V218H197V219H195L194 221H191V226H190V229H191V233H192V231H194L193 232V234H183V235H181L180 237L179 236H172V235H170V236H161L160 235V239L158 240V241H155V242H152V243H143L142 241H140L141 239L143 240L144 238L142 237L141 239H139V237H138V233L137 234H133V235H130V236H133L136 240H138V241H140V243H133L131 240H129L128 239V235H126V236H123V237H120L119 239H124L125 241H127V243H125V245L123 246V247H116V250H117V253H118V257L120 258L121 257V255L123 254V255H127L129 252H135V253H140V255H136V256H133V257H130L128 260H133V262L135 263V264H149L150 262H152L153 263V261L154 260H156L157 258H159L160 256H163V255H172V254H177V253H184V252H194L195 254H196V256L198 257L199 255V253H201L202 252V255L205 257V255H206V253L207 252H212L213 253V246H215V244L217 243L216 242V239L218 240V238H220V237H218V236H220V232H222L223 231V228L226 226V224H227V221H223V220H221V218H220V216L222 215V214H226V206L227 205H229V204H233V203H235L236 204V201H238L239 199H246V197H248V196H250V195H252L255 191H259L261 188H263L262 187V185L264 184V172H261V173H251V174H248L247 176H244L243 177ZM97 179V178H96ZM123 179V180H122ZM136 179V180H137ZM151 179V180H152ZM179 179V178H178ZM182 179V178H181ZM184 179V178H183ZM218 179H220V178H218ZM30 180V179H29ZM28 179H27V181L26 182H28L29 181ZM113 180V179H112ZM120 180V179H119ZM222 180V179H221ZM1 181H3V180H1ZM5 181V180H4ZM97 181H99V180H97ZM111 181V180H110ZM115 181H117V180H115ZM213 181V180H212ZM218 181V180H217ZM224 181V180H223ZM227 181V180H226ZM30 182V181H29ZM101 182H103V181H101ZM108 182V181H107ZM147 182V183H148ZM174 182V181H173ZM215 182V181H214ZM42 183V182H41ZM44 183V182H43ZM42 183V184H43ZM112 182H110V183H108V184H111ZM117 183V182H116ZM121 183V184H120ZM163 183V182H162ZM179 183H180V180H179ZM216 183V182H215ZM101 184H106V183H101ZM113 184H115V183H113ZM217 184V183H216ZM0 185H1V183H0ZM100 185V184H99ZM173 185H174V183H173ZM220 185V184H219ZM222 185H223V183H222ZM251 185V188L249 187ZM5 186V185H4ZM4 186H3V189H4ZM102 186V185H101ZM145 186V185H144ZM149 186V185H148ZM172 186V185H171ZM241 186V187H240ZM39 187H41V185L39 186ZM98 187H100V186H98ZM151 187V186H150ZM164 187V188H165ZM223 187V186H222ZM121 188H120V190H121ZM145 188V187H144ZM192 188V187H191ZM54 189V188H53ZM122 189V190H123ZM167 189V190H168ZM202 189V188H201ZM203 189H205V188H203ZM11 189H10V192L12 191ZM97 190V189H96ZM176 190H177V188H176ZM180 190V189H179ZM197 190V189H196ZM234 190V189H233ZM7 191V190H6ZM13 191V192H14ZM51 191V190H50ZM126 191V190H125ZM170 191V190H169ZM174 192V191H173ZM201 192V191H200ZM260 192V191H259ZM1 193H4V191L3 192H1ZM12 193V192H11ZM11 193H8V194H10L9 196L12 198L13 196H12V194ZM53 193V195H55V197H56V199H57V202H59V204L60 205H63V215H64V217H68V216H70V215H72L71 213H70V210L68 209V205H67V202H68V197H69V193L68 192H66V191H60V190H58V189H54V191L52 192ZM165 193V192H164ZM167 193H168V191H167ZM193 193V192H192ZM192 193H191V195H192ZM220 193V192H219ZM258 193V192H257ZM256 193V194H257ZM261 193H262V191H261ZM13 194V195H14ZM97 194H98V192H97ZM162 194V193H161ZM199 194V193H198ZM201 194V193H200ZM206 194V193H205ZM234 194V193H233ZM237 194V193H236ZM256 194H254V195H256ZM5 195V194H4ZM96 195V194H95ZM202 195V194H201ZM209 195V194H208ZM1 196V195H0ZM3 196V195H2ZM173 196H174V194L173 193H168V194H166V195H164L160 200H158V202L160 203L161 202V207H160V210H158V212L156 213V212H154L153 213V217H157L158 219L160 218L161 219V215H168V216H173V214H174V212H173V209H177L176 207L174 208V206H176L177 205V203H175L174 202V200H173ZM203 196V195H202ZM213 196V195H212ZM231 196V194L229 195V197ZM233 196V195H232ZM15 197V196H14ZM13 197V198H14ZM18 197V196H17ZM151 197V196H150ZM179 197V196H178ZM194 197H195V195H194ZM244 197V198H243ZM13 198L11 199V201L13 200ZM16 198V197H15ZM54 198V197H53ZM153 198V197H152ZM181 198V197H180ZM183 198L184 197H182V200H183ZM186 198H188V197H186L185 196V199ZM189 198L191 199L192 197L189 195ZM209 198H210V196H209ZM228 198V197H227ZM226 198V199H227ZM249 198V197H248ZM1 199V198H0ZM17 199V198H16ZM15 199V200H16ZM151 199V198H150ZM196 199V198H195ZM193 200L192 202H191V204L189 205V207H193L194 205H198V203H197V201L196 200ZM199 199H200V195H199ZM230 199V198H229ZM257 199V198H256ZM17 200H19V199H17ZM201 201H202V199H200ZM207 200H208V198H207ZM212 200H214V198H212ZM224 200V199H223ZM177 201V200H176ZM180 201H181V199H180ZM189 201V200H188ZM210 201H211V199H210ZM209 201V202H210ZM248 201V200H247ZM2 202V201H1ZM208 202V203H209ZM197 203V204H196ZM254 203V202H253ZM95 204H97V203H95ZM106 204V203H105ZM184 204V203H183ZM199 204H201V203H199ZM234 204V205H235ZM143 205V204H142ZM249 205V204H248ZM261 205H262V203H261ZM182 206V205H181ZM199 206V205H198ZM231 206H233V205H231ZM140 207H141V205H140ZM195 207V206H194ZM199 207H201V206H199ZM199 207H198V209H199ZM205 207V206H204ZM245 207H246V205H245ZM244 207V208H245ZM264 207V206H263ZM58 208H61V207H58ZM197 208V206L194 208V209H192V208H189V209H192V210H195ZM229 208H230V206H229ZM243 208V209H244ZM261 208V207H260ZM259 208V209H260ZM203 209V208H202ZM202 209H201V212H202ZM225 209V210H224ZM234 209V208H233ZM240 209H241V206H240ZM104 210V209H103ZM191 210V211H192ZM214 210V211H213ZM238 211H239V208L237 209ZM246 210V209H245ZM94 211V210H93ZM110 211V210H109ZM145 211V210H144ZM150 211V210H149ZM185 211V210H184ZM199 211V210H198ZM217 212V214H218V216L216 217V219H215V221L213 222V220L214 219H212L213 218V212ZM227 211H228V207H227ZM236 211V210H235ZM234 211V212H235ZM96 211H94V213H95ZM141 212V211H140ZM186 212H187V210H186ZM205 212V211H204ZM223 212V213H222ZM242 212V211H241ZM124 213V212H123ZM142 213V212H141ZM145 213V212H144ZM149 213V212H148ZM151 213H152V211H151ZM235 213H238V212H235ZM234 213V214H235ZM243 213V212H242ZM242 213H240V215L242 214ZM109 214V213H108ZM150 214V213H149ZM196 214H197V212H196ZM200 214V213H199ZM253 214V213H252ZM107 215V214H106ZM147 215V214H146ZM186 215V214H185ZM198 215V214H197ZM203 215V214H202ZM111 216V215H110ZM161 216V217H160ZM174 216H175V214H174ZM177 216V215H176ZM179 216H181V214L179 215ZM178 216V217H179ZM200 216V215H199ZM199 216H197V217H199ZM216 216V215H215ZM24 217H26V216H24ZM98 217V216H97ZM130 217V218H131ZM135 217H137V216H135ZM250 217H251V215H250ZM34 218V217H33ZM33 218H29L28 217V219L26 220V221H24V228H25V225H26V231L25 232H28L29 231V223H31V219H33ZM108 218V217H107ZM235 218V217H234ZM233 218V219H234ZM98 219L99 220H101V222H102V219H103V215L100 217H98ZM104 219H106V218H104ZM109 219V218H108ZM149 219H150V217H149ZM175 219V218H174ZM177 219V218H176ZM249 219V218H248ZM261 219H264V210L261 212V213H258L253 219L251 218V220H249L248 222H245L244 224L243 223H240V226L238 227L237 226V228H236V230L234 231V233H233V235L231 236V239L228 241V243H227V246L225 247L226 249H224V254H223V256H222V258H221V260H223L226 256H225V254L227 255V252L230 250V248L232 247L231 246V244H233L234 245V243L233 242H235V241H233L234 240V238L237 236V234L239 233V231L241 230V229H244V228H247L248 227V229L250 228L249 227V225H251V224H254V222H259V220L261 221ZM131 220V219H130ZM179 221L181 220L180 219V217H179V219H178ZM182 220H183V217H182ZM133 221V220H132ZM132 221H130V222H132ZM174 221V220H173ZM100 222V221H99ZM98 222V223H99ZM181 222V221H180ZM212 222H213V224H212ZM18 223H19V221H18ZM141 223V222H140ZM146 223V222H145ZM100 224V223H99ZM104 224V223H103ZM229 224H230V222H229ZM124 225V224H123ZM131 225V224H130ZM31 226L33 227V228H35L34 227V223L33 224H31ZM145 226V225H144ZM258 226V225H257ZM140 227V226H139ZM138 227V228H139ZM229 227V226H228ZM227 227V228H228ZM146 228V227H145ZM174 228V227H173ZM258 228V227H257ZM121 229V228H120ZM261 229H262V227H261ZM103 230H104V228H103ZM113 230V229H112ZM115 230V229H114ZM139 230V229H138ZM209 230V231H208ZM107 231V230H106ZM145 231V230H144ZM147 231V230H146ZM176 231H178V230H176ZM243 231V230H242ZM138 232V231H137ZM149 232V231H148ZM170 232V231H169ZM207 232H209V233H207ZM255 232V231H254ZM264 232V231H263ZM174 233V232H173ZM14 234V233H13ZM106 234H108V235H111L112 234V232H110V230H108V232L106 233ZM143 234L144 233H142V236H143ZM177 234V233H176ZM180 234V233H179ZM246 234V233H245ZM147 234H145L144 236L145 237H147L146 236ZM190 235H192V237L190 236ZM239 236H241V235H239ZM257 236V235H256ZM259 236H260V233H259ZM11 237H12V234H11ZM191 237V239H189ZM218 237V238H217ZM242 238H243V236H241ZM33 239V242L35 243V241L38 239V237H33L32 238ZM148 239V238H147ZM180 239H183V240H180ZM202 239V238H201ZM226 239V238H225ZM240 239V238H239ZM155 240V239H154ZM179 240V241H178ZM238 240V239H237ZM149 241V240H148ZM176 241V242H175ZM226 241V240H225ZM246 242V241H245ZM248 242V241H247ZM258 242V241H257ZM263 242V241H262ZM173 244H176L177 245V247H172L171 248V251L172 252H169V250H168V252H162V254L161 255H158V256H156V257H150V254H152V253H154L155 251H161L162 249H165V248H168V247H171ZM244 244V243H243ZM190 245H192V244H190ZM224 245V244H223ZM226 245V244H225ZM235 246V245H234ZM22 246H20V248H21ZM261 247V246H260ZM253 248V247H252ZM259 248V247H258ZM262 248V247H261ZM22 249V248H21ZM21 249H17L16 250V246H15V249H13V252H15L14 254H16L14 257H12V258H10L9 257V255H8V257L10 258L9 260L10 261H18L20 258H21V256H20V254H21ZM146 249H154V251H151V252H148V251H145ZM236 250V249H235ZM262 250V249H261ZM9 252V251H8ZM12 252V253H13ZM209 252V253H210ZM161 253V252H160ZM211 253V254H212ZM241 254H242V252H240ZM247 253H248V251H247ZM45 255H51V256H53V257H55L56 256V253L55 252H52V253H40L39 254V256L36 254V253H32V255H31V257L29 258L30 259V262H31V264H33V263H36V262H38V260H39V258H40V256H45ZM181 256V255H180ZM225 256V257H224ZM257 256V255H256ZM7 257V258H8ZM165 257V256H164ZM207 257V256H206ZM211 257V256H210ZM229 257V256H228ZM18 258V259H17ZM133 258H138V259H133ZM173 259V258H172ZM192 259H193V257H192ZM218 259V258H217ZM235 259V258H234ZM256 259V258H255ZM195 260H197V258L195 259ZM221 260H220V262H221ZM258 260V259H257ZM98 261H99V264H110L109 262H108V258H107V256H106V254L101 250V249H99L98 250ZM202 261H203V259H202ZM195 262V261H194ZM220 262H219V264H220ZM223 262V261H222ZM221 262V263H222ZM226 262V261H225ZM262 262V261H261ZM264 262V261H263ZM169 263V262H168ZM181 263V262H180ZM198 263V262H197ZM201 263V262H200ZM205 263V262H204ZM229 263H231V262H229ZM25 264H29V261H26L25 262ZM154 264V263H153ZM218 264V263H217ZM224 264V263H223ZM234 264V263H233ZM239 264V263H238Z\"/></svg>",
  "mask_w": 264,
  "mask_h": 264
},
{
  "label": "trees",
  "instance_id": "obj_4",
  "mask_svg": "<svg viewBox=\"0 0 264 264\" xmlns=\"http://www.w3.org/2000/svg\"><path fill=\"white\" fill-rule=\"evenodd\" d=\"M71 185H72V187H74L72 183H71Z\"/></svg>",
  "mask_w": 264,
  "mask_h": 264
}]
</instances>
